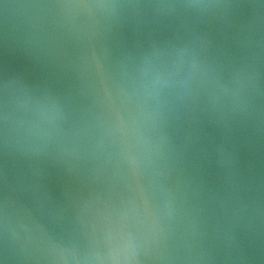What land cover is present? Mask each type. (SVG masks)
Wrapping results in <instances>:
<instances>
[{"label":"water","instance_id":"water-1","mask_svg":"<svg viewBox=\"0 0 264 264\" xmlns=\"http://www.w3.org/2000/svg\"><path fill=\"white\" fill-rule=\"evenodd\" d=\"M0 264H264V0H0Z\"/></svg>","mask_w":264,"mask_h":264}]
</instances>
